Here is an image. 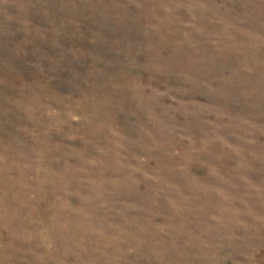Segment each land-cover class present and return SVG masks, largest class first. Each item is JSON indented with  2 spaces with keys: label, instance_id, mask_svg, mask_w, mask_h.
<instances>
[{
  "label": "rangeland",
  "instance_id": "1",
  "mask_svg": "<svg viewBox=\"0 0 264 264\" xmlns=\"http://www.w3.org/2000/svg\"><path fill=\"white\" fill-rule=\"evenodd\" d=\"M0 264H264V0H0Z\"/></svg>",
  "mask_w": 264,
  "mask_h": 264
}]
</instances>
